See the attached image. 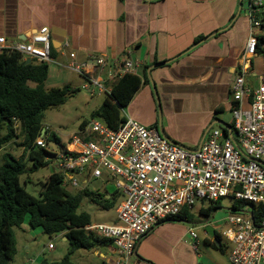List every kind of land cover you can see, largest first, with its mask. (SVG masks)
I'll return each mask as SVG.
<instances>
[{"label":"crops","instance_id":"obj_1","mask_svg":"<svg viewBox=\"0 0 264 264\" xmlns=\"http://www.w3.org/2000/svg\"><path fill=\"white\" fill-rule=\"evenodd\" d=\"M245 7L242 0H0V38L11 46L50 29L56 63L49 65L47 88L70 85L75 72L68 67L69 52L80 62L93 54L138 61L143 84L127 115L194 150L215 125L233 126L222 117L232 113V86L249 37ZM64 41L70 49L62 47ZM249 83L256 86L253 77ZM222 222L213 217L201 224L217 232ZM196 224L186 217L161 222L138 243L129 264H221L210 252V258L198 253L199 237L189 232ZM80 257L86 264H116L112 243Z\"/></svg>","mask_w":264,"mask_h":264},{"label":"built area","instance_id":"obj_2","mask_svg":"<svg viewBox=\"0 0 264 264\" xmlns=\"http://www.w3.org/2000/svg\"><path fill=\"white\" fill-rule=\"evenodd\" d=\"M242 1L250 28L232 86L231 129L237 137H230L226 128L227 133L214 128L197 149L190 150L125 112L127 119L118 130L92 119L85 127L86 131L90 129L92 139L74 135L66 151L50 153V161L64 176V186L83 189L105 172L116 179L123 195L116 209L117 222L84 227L112 241L116 264H129L142 238L161 222L178 218L185 209L191 211L196 199L212 204L224 197L253 206L248 212L234 209L223 220L226 228L219 234L234 245L230 262L264 264V50L259 48V36L264 34V0ZM62 47L70 49V42L64 41ZM5 49L16 50L24 60L56 63L46 26L11 46L0 38V51ZM68 56L69 69L85 77L84 88L91 96L109 92L113 81L124 74L138 75L140 68L139 62L130 57L93 54L80 62L75 52ZM250 77L256 86L249 83ZM36 145L46 148L42 136ZM189 232L198 239L193 228ZM53 248L49 244V249Z\"/></svg>","mask_w":264,"mask_h":264},{"label":"trees","instance_id":"obj_3","mask_svg":"<svg viewBox=\"0 0 264 264\" xmlns=\"http://www.w3.org/2000/svg\"><path fill=\"white\" fill-rule=\"evenodd\" d=\"M259 48L264 50V34L259 36ZM55 51L52 46V57ZM48 73L47 63L32 61L27 64L16 50L0 51V264H9L14 259L17 253L14 228H22L25 223L32 230L42 228L49 236L63 235L70 245L69 252L60 261L44 259L39 264H75L70 258L75 251L92 250L112 243L110 239L84 229L92 223V216L86 211L79 212V209L85 198L105 210L115 208L122 195L119 189L109 198L88 187L71 192L68 186L63 185V174L55 172L44 183L39 199L28 193L21 184V176L26 172L25 159L32 162L34 169L50 162V152L36 145L44 129L45 112L64 104L74 93L68 84L47 88L45 81ZM142 84L141 76L135 74H124L117 78L93 116L111 129L118 130L125 123L126 109ZM86 124L84 122L81 128L84 129ZM223 130L227 133L225 128ZM47 133L46 130L44 136ZM52 139L58 141L55 135ZM11 145L23 148L25 156L17 157L8 151L7 147ZM218 205L219 201L212 203L207 208H202L201 213L210 216ZM236 208L235 204L234 209ZM188 212L185 209L183 216L170 220L188 218ZM216 235L221 241L220 247L213 239L205 241L212 248L222 251V237L218 232Z\"/></svg>","mask_w":264,"mask_h":264},{"label":"rangeland","instance_id":"obj_4","mask_svg":"<svg viewBox=\"0 0 264 264\" xmlns=\"http://www.w3.org/2000/svg\"><path fill=\"white\" fill-rule=\"evenodd\" d=\"M69 84L74 90V93L64 104L48 109L44 115L43 126L48 133L42 137L46 141V149L50 153L66 151L68 143L74 135L81 139L88 138L89 135H91L90 129L85 132L84 129L81 128V125L84 122L88 123L92 119H98L94 117L93 114L106 98L107 93L97 92L96 95L91 96L88 89L84 88L86 82L76 73H74ZM222 120L232 124V113L227 112L223 115ZM214 128H220V126L215 125ZM53 135L58 138V141L52 139ZM48 137L51 138L48 140ZM7 149L17 157L25 156L24 149L17 145L8 146ZM1 157L2 152H0V161ZM51 158L52 155L50 154L48 156V161H50ZM25 160L26 172L21 176V184L28 193L40 199L44 183L52 173L59 171L52 161L44 167L34 169L32 162L27 159ZM78 179L80 182H83L82 177L78 176ZM115 183L116 179L111 174L105 172L104 176L93 179L86 187L106 194L108 191L113 192L115 190ZM67 188L71 192L77 190V188L71 185H68ZM121 197L122 196L118 198L116 207L120 199H122ZM210 204L209 202L196 199L192 210L188 212V219L197 222L195 227L199 235L198 253L203 257H209L208 253L210 252L217 263L230 264L228 259L234 248L233 243L228 241L225 237H222L223 250L212 248L205 243V228H203L201 223L207 220L211 221L213 217L215 220H224L229 213L234 211L235 204L237 205L235 212H248L253 206L246 201L236 202L232 197H224L219 201L218 208L213 211L210 216L202 214L201 209L207 208ZM116 207L105 210L95 205L90 199L85 198L80 206L79 212L86 211L90 213L92 221L95 223L98 221H105L107 224H112V221L117 217ZM225 228V223L222 222L217 225L216 229L218 233H221V230ZM14 232L17 241V253L9 264H39L44 259L60 261L69 252L70 245L61 235L49 236L43 231L35 234L34 230L28 226V223H25L22 228H14ZM49 244H53L55 249H49ZM82 252H86V250L80 249V251L77 250L70 255L71 260L75 264H86L85 260L80 257Z\"/></svg>","mask_w":264,"mask_h":264},{"label":"water","instance_id":"obj_5","mask_svg":"<svg viewBox=\"0 0 264 264\" xmlns=\"http://www.w3.org/2000/svg\"><path fill=\"white\" fill-rule=\"evenodd\" d=\"M32 62V60L31 59H27L26 60V63L27 64H30ZM222 123V122H221ZM223 124V123H222ZM225 125V127H226V129L229 131V135H230V137H237V134H232V129H231V127L230 126H228V125H226V124H224ZM160 133H161V135H163L162 134V132L160 131ZM44 134H45V129H43L42 130V134H41V136H44ZM164 136V135H163ZM205 137V136H204ZM204 137H203V140H204ZM203 140H202V142H203ZM201 142V143H202ZM206 229H207V232L210 234V236L213 238V240L216 242V244H217V246L218 247H220L221 246V241L219 240V238L217 237V235H216V230L211 226V225H208L207 227H206Z\"/></svg>","mask_w":264,"mask_h":264},{"label":"clouds","instance_id":"obj_6","mask_svg":"<svg viewBox=\"0 0 264 264\" xmlns=\"http://www.w3.org/2000/svg\"><path fill=\"white\" fill-rule=\"evenodd\" d=\"M86 127V126H85ZM46 131V130H45Z\"/></svg>","mask_w":264,"mask_h":264}]
</instances>
